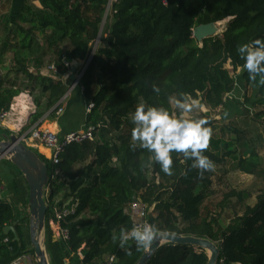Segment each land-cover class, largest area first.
Wrapping results in <instances>:
<instances>
[{
	"label": "trees",
	"instance_id": "16d2710c",
	"mask_svg": "<svg viewBox=\"0 0 264 264\" xmlns=\"http://www.w3.org/2000/svg\"><path fill=\"white\" fill-rule=\"evenodd\" d=\"M23 0L16 13L0 17V63L7 74L25 78L18 84L9 75L0 77V109L9 108L13 97L25 90L33 95L36 110L32 121L46 111L54 114L67 86L61 76L73 61L87 63L78 84L83 98L93 104L85 123L94 127L93 140L68 145L61 161L49 168L60 174L49 177L46 201L44 246L50 264H134L144 248L129 240L123 247L121 229L132 227L126 212L136 197L153 213L148 215L156 233L207 238L219 248L216 264H264V191L253 205H245L227 224L207 211L205 199L212 193V171L203 176L192 168V160L172 153L171 176L164 174L151 154L132 148L131 115L140 103L174 107L168 97L190 94L208 107L224 106L225 95L235 87L226 68H241V80L254 91L252 120L264 117V85L250 80L236 49L243 43L264 39V0ZM108 7L106 19L104 15ZM228 19L219 35L199 43L192 35L199 24ZM100 32V28L102 26ZM100 32L99 41L96 42ZM10 55V66L4 56ZM53 62L57 78L34 74L44 60ZM160 87V93L152 85ZM242 125L236 121L220 127L211 136L204 155L214 165L231 160V168L245 174L264 176L262 157L247 136L251 129L248 111ZM212 129L215 119L201 113ZM253 126V125H252ZM7 132V131H5ZM229 138H225L226 134ZM0 264H9L23 254H34L30 246L28 216L21 213V201L29 198L28 185L18 168L8 160L0 163ZM3 180L6 183H3ZM7 189V194L4 189ZM244 193L230 191L219 206ZM11 196V199L8 198ZM16 205H15V203ZM20 202V203H19ZM227 206V205H226ZM53 207L71 209L60 226L68 230L67 240H53L49 218ZM13 225L18 235L3 233ZM6 239V241H5ZM204 250L166 243L148 264H207Z\"/></svg>",
	"mask_w": 264,
	"mask_h": 264
},
{
	"label": "clouds",
	"instance_id": "9594fccd",
	"mask_svg": "<svg viewBox=\"0 0 264 264\" xmlns=\"http://www.w3.org/2000/svg\"><path fill=\"white\" fill-rule=\"evenodd\" d=\"M244 61L250 80L264 85V39H255L251 43H243L236 49ZM155 93L161 89L152 85ZM168 103L178 111H170L164 106H153L140 103L131 115L134 125L131 132L132 148L137 145L151 154V159L159 164L161 171L171 176L172 153H182L185 159L192 160V168L198 169L203 176L212 171L214 162L204 151L208 148L212 136V128L206 118H192L190 113L199 107L198 101L185 92L168 97ZM156 228L151 224L133 226L130 230L121 229L119 237L112 236L115 242L119 239L123 247L129 240L135 242L138 248H147L156 236Z\"/></svg>",
	"mask_w": 264,
	"mask_h": 264
},
{
	"label": "rangeland",
	"instance_id": "374dc122",
	"mask_svg": "<svg viewBox=\"0 0 264 264\" xmlns=\"http://www.w3.org/2000/svg\"><path fill=\"white\" fill-rule=\"evenodd\" d=\"M7 1V0H6ZM7 3L4 0H0V9H4ZM9 10V5H7ZM107 16V15H106ZM1 17V16H0ZM106 19V18H105ZM228 19L219 21L216 23L217 32L216 35L222 33L225 29ZM226 68L231 72V75L235 80V87L232 92L225 95V104L221 108H211L205 105L200 101H198L199 107L195 108L192 113L189 114L192 118H197L201 113L209 114L211 117L215 119V127L212 129V136L218 137L221 133L220 127L230 124V121H236V124L242 125V120L245 119V110L248 111V118H250L249 122L251 125V129L247 136L251 138L252 144L255 143L256 149L260 153L262 157V169H264V117L256 120H252L253 113L256 110V107L253 106L254 100V91L251 88H248L244 85L241 80V68L237 70H232L230 64H226ZM77 105L73 104L71 109L75 111V107ZM174 111H178L174 108ZM253 125V126H252ZM3 133V132H1ZM12 134V133H6ZM225 138H229V134L225 135ZM2 160H7L5 158L0 159V163ZM50 168V162L47 163ZM211 194L205 199L204 204L206 205V209L212 215H217L220 217V221L223 224H227L231 218L235 216V214H242L245 205H253L256 202L257 196L264 191V176L259 177L255 175H249L242 173L237 170H233L231 168V160L225 161L222 165H214L211 175ZM1 181V176H0ZM5 184L6 181L3 180ZM240 191L244 193V197L241 203L237 202V197L231 198L224 202V207H220L219 204L222 201L225 194L230 191ZM4 192L7 194V189H4ZM49 196L48 188L45 189V199L47 201ZM11 199V196H8ZM139 200V199H138ZM15 203V202H14ZM20 203V202H19ZM20 211L24 215L28 216L29 219V198L24 199L20 203ZM16 205V203H15ZM227 205V206H226ZM149 215L153 213V206L149 207ZM127 211V209H126ZM25 229L29 228L28 224L25 222ZM45 231V230H44ZM41 235L42 243L44 244V232ZM53 236V235H52ZM53 238V237H52ZM32 248L31 244L28 249ZM29 254L33 259L35 258L34 254ZM36 264V263H35Z\"/></svg>",
	"mask_w": 264,
	"mask_h": 264
},
{
	"label": "water",
	"instance_id": "95a60500",
	"mask_svg": "<svg viewBox=\"0 0 264 264\" xmlns=\"http://www.w3.org/2000/svg\"><path fill=\"white\" fill-rule=\"evenodd\" d=\"M108 12L106 9L103 23ZM100 28V32L103 27ZM218 28L215 22L199 24L193 28V37L201 43L206 37L216 35ZM100 32L96 42L99 41ZM80 68V63H74L71 69V79L79 81L81 74L76 77L75 72ZM66 96V95H64ZM63 96V97H64ZM5 158L15 165L24 177L29 191V237L30 244L36 259V264H50L46 253V249L41 240V235L45 230V218L47 212V204L45 199V189L49 183V175L46 163L39 157L34 149L24 144L19 135L6 134L0 132V159ZM133 202H137V198H133ZM3 233H13L14 240L18 239V235L13 225H7L2 229ZM166 243L175 245H187L200 248L208 255L207 264H216L219 248L207 238H200L191 235H174L171 233H156L152 243L144 248L140 257L134 264H148L155 251Z\"/></svg>",
	"mask_w": 264,
	"mask_h": 264
},
{
	"label": "crops",
	"instance_id": "0c3cea01",
	"mask_svg": "<svg viewBox=\"0 0 264 264\" xmlns=\"http://www.w3.org/2000/svg\"><path fill=\"white\" fill-rule=\"evenodd\" d=\"M6 4L4 9H0V16L5 13H9L13 16L16 11L19 9L20 5L22 4L23 0H4ZM34 5L40 7L38 0H32ZM7 5H9V10ZM10 55L6 54L4 56V66H10ZM48 57L43 62V66L39 69H36L32 65L29 67V71L33 72L34 74H40L43 76L51 77V71L49 67L53 65V62H48ZM74 63H80V68L76 70L75 76L78 77L81 74V67L83 62L77 60L71 62V66L67 73L61 76V81L64 85L67 86V90L61 106L63 108V112L60 115L50 114V111H46L40 118L36 121H32V114L36 110V105L33 100V95L25 90H21L19 94L13 97L9 109L11 110V115L9 119L4 122L3 127L0 129V132L3 133H12L16 135H20L21 133L27 132L31 127L34 125L40 126L42 128H49L52 131L59 132V133H66L72 130H78L87 127L85 123L86 117V108L87 104L89 103L85 98H83L81 93V87L79 86L78 82L71 79V69ZM6 68L1 66L0 63V77H4L7 74ZM13 80H17L18 84L24 83L25 78L22 76H16L15 74L11 73L9 75ZM77 105L75 107V111L71 109L72 105ZM7 131V132H5ZM37 153L44 157H48L50 150L44 146H37L34 149ZM1 191L3 189V185H0ZM3 195V191H2ZM49 229L51 230V234L53 235V240H55V233L52 230L51 225H49Z\"/></svg>",
	"mask_w": 264,
	"mask_h": 264
},
{
	"label": "built area",
	"instance_id": "2783aa9c",
	"mask_svg": "<svg viewBox=\"0 0 264 264\" xmlns=\"http://www.w3.org/2000/svg\"><path fill=\"white\" fill-rule=\"evenodd\" d=\"M87 63H83L81 67V73L85 70ZM65 66L70 68L69 63H65ZM51 71V77L57 78L58 73L57 69L54 65L49 67ZM62 98L57 107L55 114L60 115L63 112V108L61 106ZM93 104L89 102L87 104L86 111H90ZM221 108V106H219ZM11 115V110L8 108L6 110L0 109V129L3 127L4 122L9 119ZM20 138L24 144L28 147L35 149L37 146H44L50 150L48 157V161L52 165H57L61 161V154L65 151L66 147L72 143L81 144L88 140H93L94 138V127L87 126L82 129L68 131L66 133H59L52 131L49 128H42L40 126L34 125L31 127L27 132L21 133ZM60 174V169L55 168L52 172V175L49 176L50 178H55ZM1 193V187H0ZM149 207L142 203L140 200L137 202H132L128 208L127 213L131 216L132 219V227L140 226L145 223L151 224L148 215H149ZM73 210L71 209H58L57 207H53V216L49 218V225H51L53 232L55 233L56 237L55 240H67L68 239V230L62 228L60 226V221ZM152 225V224H151ZM131 227V228H132ZM130 230V229H129ZM6 241V239H5ZM114 256H110L106 263L104 264H112L114 261ZM36 259L31 257L29 254H23L17 258H15L9 264H35ZM220 264H224V260H220ZM231 264H240L239 262H233Z\"/></svg>",
	"mask_w": 264,
	"mask_h": 264
}]
</instances>
